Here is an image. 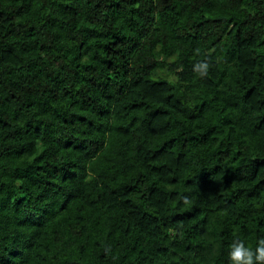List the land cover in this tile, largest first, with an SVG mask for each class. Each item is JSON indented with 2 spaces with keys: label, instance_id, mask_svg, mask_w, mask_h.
Returning <instances> with one entry per match:
<instances>
[{
  "label": "trees",
  "instance_id": "1",
  "mask_svg": "<svg viewBox=\"0 0 264 264\" xmlns=\"http://www.w3.org/2000/svg\"><path fill=\"white\" fill-rule=\"evenodd\" d=\"M261 236L264 0H0V264H228Z\"/></svg>",
  "mask_w": 264,
  "mask_h": 264
},
{
  "label": "clouds",
  "instance_id": "2",
  "mask_svg": "<svg viewBox=\"0 0 264 264\" xmlns=\"http://www.w3.org/2000/svg\"><path fill=\"white\" fill-rule=\"evenodd\" d=\"M211 64L207 59L200 60L193 65L196 75L203 78L209 74ZM228 264H264V236L259 237L255 247L245 239L234 238L227 246Z\"/></svg>",
  "mask_w": 264,
  "mask_h": 264
}]
</instances>
